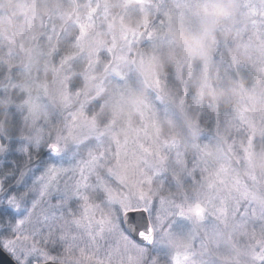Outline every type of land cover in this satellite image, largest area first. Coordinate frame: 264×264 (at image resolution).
Wrapping results in <instances>:
<instances>
[{
	"label": "rangeland",
	"instance_id": "rangeland-1",
	"mask_svg": "<svg viewBox=\"0 0 264 264\" xmlns=\"http://www.w3.org/2000/svg\"><path fill=\"white\" fill-rule=\"evenodd\" d=\"M26 2L0 0V245L24 219L17 235L61 264H264V203L250 196L264 194L251 163L264 153V107L244 101L264 99V0H232L223 18L212 0H85L67 18L68 53L54 28L27 41L38 11ZM126 99L140 104L127 140L112 112ZM49 166L52 195L33 212ZM57 201L62 219L45 241L39 214ZM85 205L114 227L89 226ZM145 208L149 247L121 226Z\"/></svg>",
	"mask_w": 264,
	"mask_h": 264
},
{
	"label": "snow or ice",
	"instance_id": "snow-or-ice-1",
	"mask_svg": "<svg viewBox=\"0 0 264 264\" xmlns=\"http://www.w3.org/2000/svg\"><path fill=\"white\" fill-rule=\"evenodd\" d=\"M53 150L55 148L53 147ZM59 170L55 168V166H49L46 168L45 172L41 174L39 177H37V182L39 183V190H38V196L36 199L33 200L31 208L33 212H35V209L37 207H40L46 199H50L52 192H53V186L55 184V181L58 177ZM59 191V189H57ZM14 198H10L9 203H12V200ZM63 205L60 201H57L55 204H51L49 209H42L41 213L39 214V219L46 227L49 228V233L47 236L44 237L45 241H47L51 236H53L57 224L62 217H57L55 215L56 209H62ZM52 212L51 215H49V212ZM143 213H147L148 209H142L138 210ZM31 215V214H30ZM127 225L129 227L125 228V233L128 235H135L141 239L148 240L149 243L151 242L150 234L152 233L153 229L151 225L148 222L147 216L145 215L144 219V225L143 227L139 226L138 223L133 219V216L136 215V212H128L127 214ZM82 219H85L88 221L89 226L92 225L93 222L98 223L101 228L100 230L103 231L105 226L114 227L112 225L111 221L108 219L101 218L98 221L94 220V217H91L89 215V208L87 205H85L84 213L82 215ZM77 223H80V221H76ZM25 223L24 219H18L16 221L15 231L13 232V238L11 239H5L2 242V246L5 247L6 250H9L12 255L18 260L19 264H28V260L32 255H35L36 253H39L42 264H57L58 257L51 255L46 247L42 248L39 246V242L35 241L31 235H17V233L20 231V229L23 227ZM121 226L124 227V222H121ZM63 227V225H61ZM66 238L64 234L62 233L61 239ZM98 264H103V262H98Z\"/></svg>",
	"mask_w": 264,
	"mask_h": 264
},
{
	"label": "trees",
	"instance_id": "trees-1",
	"mask_svg": "<svg viewBox=\"0 0 264 264\" xmlns=\"http://www.w3.org/2000/svg\"><path fill=\"white\" fill-rule=\"evenodd\" d=\"M4 1L7 2L12 0ZM84 3L85 0H29V2H26V4L30 6V9L32 8V6H35L38 13L35 12V16L37 17H34V19L31 21V28H29V26L25 28L26 31L24 32V35H28L27 41H29L30 37H33L35 34L36 35L33 40H37L38 36H40V34L42 33V30L45 29L44 27L54 28L56 29V33H58L59 31L58 37L55 39L57 43V50L68 53L70 49V44L74 40L76 32L74 31V28L69 25L67 18L72 12H74V9L77 10L82 8ZM45 9H47L46 14L44 11ZM169 9H171L172 13H174V9L172 6H170ZM134 10V7L131 6L128 11L129 17H133V15L136 14V11ZM176 13L180 15L181 11H178ZM176 20L178 19L176 18ZM134 21H141L139 14L136 15ZM159 47L155 46V48ZM148 49L150 50L151 47H148ZM160 56L161 64L164 66L165 72L169 74L170 61H168V51L166 48L160 51ZM239 76L240 78L242 77L243 79H245V72H239ZM108 112H111V108ZM160 116H162V113L160 114Z\"/></svg>",
	"mask_w": 264,
	"mask_h": 264
},
{
	"label": "clouds",
	"instance_id": "clouds-1",
	"mask_svg": "<svg viewBox=\"0 0 264 264\" xmlns=\"http://www.w3.org/2000/svg\"><path fill=\"white\" fill-rule=\"evenodd\" d=\"M232 0H212V4L209 8V12L212 15L219 17H226L229 14V9L231 7ZM45 14L47 13V9L44 10ZM173 38L179 41L182 45L187 47L195 46L198 42L194 37L182 36L179 33H173ZM243 88V85L240 86ZM245 106H247V102L251 101L257 108L264 107V99L255 98L245 95L244 96ZM139 101L134 99H126L115 108L112 109L113 112V123L116 121H121L125 125V130L123 134L125 136V140L129 137L130 130V122L133 115L137 114L139 111ZM252 166L255 170L264 173V153L256 154L254 153L251 160ZM142 181H137V183H141ZM250 196L259 203H264V194L252 192Z\"/></svg>",
	"mask_w": 264,
	"mask_h": 264
},
{
	"label": "water",
	"instance_id": "water-1",
	"mask_svg": "<svg viewBox=\"0 0 264 264\" xmlns=\"http://www.w3.org/2000/svg\"><path fill=\"white\" fill-rule=\"evenodd\" d=\"M133 212V211H132ZM136 215L133 216V219L138 223L139 226L143 227L144 225V219H145V215L147 216L148 222L150 223L149 217L147 213H143L140 211H135ZM127 214V213H126ZM125 214L124 216V228L129 227L127 225V215ZM152 227V226H151ZM153 229V228H152ZM135 242H137L138 244L145 246V247H149L153 244L154 242V231H152V233L150 234L151 237V242L149 243L148 240H144L141 239L135 235H129ZM0 264H18L3 248L2 245H0ZM57 264H61V263H57Z\"/></svg>",
	"mask_w": 264,
	"mask_h": 264
}]
</instances>
